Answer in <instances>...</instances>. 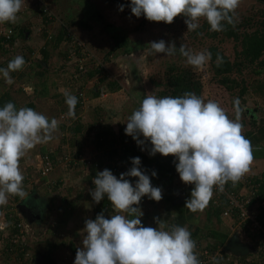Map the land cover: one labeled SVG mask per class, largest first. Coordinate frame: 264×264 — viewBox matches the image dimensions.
I'll return each instance as SVG.
<instances>
[{
	"label": "rangeland",
	"instance_id": "obj_1",
	"mask_svg": "<svg viewBox=\"0 0 264 264\" xmlns=\"http://www.w3.org/2000/svg\"><path fill=\"white\" fill-rule=\"evenodd\" d=\"M120 5H124L123 11L119 10ZM129 5L130 0H50V6L55 13L56 20L54 22H48L44 20L43 15L32 0H25L21 11L18 13L17 21L14 24H4L14 28L12 42L0 44V47L3 46L5 49L8 47L13 51L7 58L8 61H6L7 59L4 60L6 65L16 56H22L25 60V64L22 70L10 73L13 81L11 84L6 83L2 75L0 76V95L9 92L11 95L15 96V99L19 102V106L21 107H24L28 99H34L36 102L34 110L40 113V111H44V109H48L50 106H57V99L60 96L64 97L65 93L76 96L79 101L84 100L85 97L92 95L94 85L99 86V91H101L103 84L114 82L115 80L119 82L123 89V98L121 99V96H119L123 102L121 107L129 109L133 108L135 104L133 100H131L133 97L138 100L147 95H155L158 97V92L162 88V82L167 69L171 66H179L191 70L193 77L201 82V99L207 102L210 100L208 84L216 77L212 62L208 61L202 68H194L186 63L185 57L180 55L178 51L179 46L183 44L193 53L209 52L211 46H216L231 62L242 60L241 56L237 54L242 48L241 43L220 32H218L216 36H210L212 31L209 30L210 27L205 25L206 21L203 18H201L199 22V28L194 31H188L184 22L185 17L183 16L175 17L174 22L171 24L153 22L147 20L143 15L140 17L134 16L131 13ZM263 19L264 0H241L239 7L236 9L235 17V23L239 24L238 31L241 35H243L244 32H253L258 28V24ZM62 24L63 27L72 31L76 35V38L88 48L91 56L80 63L79 61L65 63L66 60L63 53L66 52L68 43L63 40L57 46L49 45L52 55H50L48 60L49 66H47V73L42 77H38L35 75V72L41 69L37 67V58L39 56L38 49L43 43L42 40L46 38L44 34H49L48 32H50L53 34V37H55ZM19 29H23L25 35H23L22 32L20 33ZM115 34L123 35L128 40V45L136 46L135 49L127 55L122 53L121 50L123 47L111 51L114 47ZM26 36H28V38ZM161 39L166 43H175L177 46L175 55L168 56L162 53H152L149 42L159 41ZM34 52H36L35 56ZM3 53L4 52H1L0 57ZM92 54L94 57H92ZM80 64H83L81 66L84 69L77 67ZM100 65L105 66V68L99 67ZM257 65L258 61L253 63V65H248L246 61H243L240 65V69L237 71L234 70L230 74L231 78H234L238 82V85L229 91L231 100L237 99L236 97L239 96V89L242 84L252 89L251 85L256 81L257 77L264 79V71L258 76L253 73ZM76 67L78 68L77 71L82 70L80 76H82L85 71L87 73L95 71L93 73V78L86 79L84 87L81 81L71 77V74H74V76L78 75V73L76 74ZM258 67H260V65H258ZM55 72H58L60 76L63 74L62 78L64 82L65 80L68 81L67 76L70 74L69 88L67 89L64 87L62 91L55 90L59 94V97L52 95L54 91L53 84L57 82L55 79ZM86 72L84 74H86ZM32 84L35 86L37 85V90H35L36 93L34 92V86ZM43 85L48 89L47 96L45 97L39 95V92H42ZM15 92L19 93L18 97ZM213 93L215 92L213 91ZM27 94L31 96L27 97ZM215 94L219 95V93ZM245 95L250 97L244 106L250 112L249 116H255L256 119L260 121L261 118H264V101L256 96H249L248 92L247 94L245 93ZM106 101L108 102V100ZM102 102L104 103V101ZM83 105L85 104H81V106ZM85 106H87V104ZM105 106H107V104ZM85 109L86 112H83L85 114L81 119L86 121L91 120L89 117L92 115L95 119L94 121L99 120L102 112L101 107L96 106L91 108V106H87ZM124 112L125 111L121 110L122 114H124ZM77 113H75V115ZM226 114L230 119H234V107L232 106L228 109ZM242 121L243 134L246 130L251 128V125L248 121V117L244 114H241V122ZM73 123L74 122L69 126L71 127ZM64 126H66V124H64ZM55 133L56 132L53 133V139H51L50 143L52 147L58 148L57 144L61 140L59 139L58 132ZM60 151L61 153L59 155H62L63 151L67 152V148H65V150L61 149ZM86 159L87 158H85V160ZM75 167L77 169L73 166L69 171L70 180L68 181H70V184L65 183V185H61V187L54 184L51 188H47L43 185L46 177L41 178L40 173L37 172L36 169H34L36 170L35 172L34 170L30 172V174L34 175L35 179L31 176L32 181L29 184L30 188L28 191H31L32 185L36 191L39 190L38 192L46 196H42L45 198L42 199L44 219L39 224H35V226L33 224L27 225L20 218L17 223H20V226L18 225L15 227V219L9 220V217L14 214L17 215L16 210V212L13 211L12 214V210L8 209L5 218L2 217L0 213V226L5 228L6 224L8 228L0 234V264H4L7 258L11 259L8 260V264H33L31 259L30 262L27 260L30 254L35 253V251L43 253L50 251L57 264H73L76 253L72 251V247L74 246L76 250L82 247V240L84 237H81L80 230L82 229L81 227L84 226L85 221H83L84 217H81L82 220L78 219V224H71V204L74 202L77 204L81 200V206L75 207V211H80L82 214L84 213L86 216L85 220L95 219L97 214H99L97 203L93 202L89 191L94 188V184L88 186V184H86L87 181H85L79 173L83 172L81 167ZM258 167L259 170L262 168L260 166ZM61 170H58V172H62ZM153 186L160 187L161 190L164 188V185L158 180L155 181ZM186 187L179 183L174 191V198H177L180 203L181 199H179V197L182 198L183 190L189 196L185 199L186 202V200L190 198L191 189L194 186L188 184ZM166 188L169 187L166 186ZM163 191L162 198H165L166 193H163ZM17 202L18 200L16 201L9 198L5 209L11 206L15 208L14 206ZM141 202L140 209L143 212V219L147 227H156L154 218L161 219L166 225V229L169 227V223H171V226H184L191 232L192 238L201 249L203 247L207 248V246H214L218 241L223 242L222 245H218L222 249L225 242L237 228V224L231 219L214 215L213 209L209 207V205L203 212L193 213L183 204L184 211L186 212L185 221L173 224L172 217H166L163 214L168 212L165 211L166 208L170 205L173 206L175 201H172V204L168 200L165 202L162 200L157 202L145 196L142 198ZM165 218H171V221ZM21 234L24 235L23 238H18L17 235L21 236ZM241 234L244 240L252 242L257 249V252L246 256V258L254 262H263L264 260L262 257L256 256L259 253V248L254 240L255 237L252 238L247 232L244 234L241 232ZM26 247L25 256L23 259H19L17 253L20 252L19 250ZM225 260L227 261L228 258ZM221 263L224 264L225 261Z\"/></svg>",
	"mask_w": 264,
	"mask_h": 264
},
{
	"label": "clouds",
	"instance_id": "obj_2",
	"mask_svg": "<svg viewBox=\"0 0 264 264\" xmlns=\"http://www.w3.org/2000/svg\"><path fill=\"white\" fill-rule=\"evenodd\" d=\"M241 0H130L131 13L143 15L153 22L171 24L177 16L185 17L188 31L200 27L203 18L210 31L224 30L225 23L234 25L236 9ZM25 0H0V24L15 23ZM124 5L119 6L123 11ZM152 53L175 55L174 42L163 39L149 42ZM186 63L202 68L211 60V53H193L185 45L178 48ZM223 63L217 55V66ZM25 60L16 56L0 75L11 84V72L23 69ZM67 116L75 118L76 96L65 93ZM235 118L230 119L215 101L205 102L192 92L181 96L147 95L138 109L128 117L124 129L138 145L150 142V155L159 153L176 158L180 180L191 184L190 198L185 207L195 213L208 206L213 190H224L231 182L235 186L250 170L254 159L251 141L242 134L239 99L234 100ZM59 122L29 107L19 109L12 102L0 107V206L9 196L21 200L29 194L23 188L24 176L20 161L37 144L53 138ZM143 137V139H140ZM143 150V149H142ZM132 167L117 178L109 169L99 171L93 178L90 195L95 203L105 197L116 214L105 218L103 212L84 222L85 236L77 248L74 264H201L196 254V242L184 226L166 225L154 218L156 227H145L139 205L143 197L162 199L160 187H154L140 169V158H131ZM155 171L152 176H155ZM138 178L133 185L125 177ZM131 217V218H129ZM24 221V220H23ZM213 264L218 261L213 258Z\"/></svg>",
	"mask_w": 264,
	"mask_h": 264
},
{
	"label": "trees",
	"instance_id": "obj_3",
	"mask_svg": "<svg viewBox=\"0 0 264 264\" xmlns=\"http://www.w3.org/2000/svg\"><path fill=\"white\" fill-rule=\"evenodd\" d=\"M205 25L207 27H210L207 22H205ZM66 29L67 28L63 27V24H62V26H60L58 34L55 37H53V34H52L50 39L47 38L48 40L44 44L45 48L42 50L43 57H44L42 61L44 62V64L43 62L42 63L37 62V67L41 68L42 70L40 69L39 71H36L35 72L36 76L42 77L45 73H47L46 66L44 65L45 64L47 65L48 59L50 57L49 53L47 52L49 50L48 49L49 45L57 46L63 40H65V42L68 43L66 52L63 53V56L66 60L65 63L66 62L72 63L75 61H79L77 57L79 55L78 47L71 46V39L67 40V38L65 37ZM238 29H239V24L237 23H235L234 25H229L225 23L224 30L220 31V33L224 34L227 37H232L234 40H237L241 43L242 48L240 51L237 52V54L241 56L242 60L238 62L237 61L231 62L229 58L222 51L217 49L216 46H211L209 49V52L211 53L210 61L212 62L213 70L216 75V77L208 84L210 100L217 102L219 106L224 109L225 112H227V110L230 109L232 106L234 107V103H233L234 100L230 99L229 91H231L233 88H235L238 85V82L234 78H231L230 74L234 70L236 71L239 70L240 65L243 61H246V64L248 65H253V63L258 61V65H260V67H258L257 65V68L253 70V73L256 74L257 76L261 75L262 72L264 71V57H263L264 56V19L261 20V22L258 24V28H256L251 33L244 32L243 35H241ZM19 31L20 33L22 32V34L25 35L23 33V29L22 30L19 29ZM217 33L218 32L212 31L210 33V36H216ZM73 35L76 37L74 33ZM47 36L48 34L46 33V37ZM122 47H123V49L121 50L122 53L127 55V54H130L135 49L136 46L128 45V40L123 35L115 34L114 35V47L111 51L113 50L115 51V49H119ZM218 54L223 60V63L220 64L219 66H217V55ZM77 67H76V74L78 73V75L74 76V74H71V77H73L74 79H78L79 81H81V83L82 82L86 83V79H91L93 77L94 75L93 73L95 71L88 72V73L85 71L86 74H84L85 73L84 72L83 75L80 76V71H77L78 70ZM68 81H70V74L68 76ZM113 83L114 82H111L109 84V88L111 90L114 89ZM36 86L34 85L35 90H37ZM45 87L46 86L43 85L42 92H47V89ZM94 88L96 90L94 89L92 90L93 95L94 96L99 95V86L95 85ZM251 88H252V91H254L255 93H260V92L264 93V79L257 77L256 81L251 85ZM247 89L249 88L242 84L239 89V96L236 97L237 99H239L240 107L243 109L241 114H244L246 117H248V121L251 125V128L246 130L243 133V135L245 136V138L251 141L253 155H258V156L264 155V118H261V120L258 121L254 116L251 117L249 116L248 112L246 113V108L244 107L246 104L244 96H245V93L247 94V92L249 91ZM213 91L215 93H219V95L213 93ZM42 92H39V94H41ZM185 92H192L201 98L202 97L201 82L195 79L193 77L191 70L187 68H183L179 66L169 67L165 73L164 80L162 82V88L158 92V97H164V96L176 97V96L183 95V93ZM262 97H264L263 94H262ZM143 98L139 99L137 103L135 104L136 109L139 108L140 102L142 101ZM7 102H12L16 106L17 109L20 108L17 105V103L14 101V99L11 98L8 92L4 93L2 98H0V107H3ZM24 107L35 109V104L32 101H29L24 105ZM78 107H79V102H77V104L75 105V108H78ZM60 111L63 113L68 112V107L65 105L62 107ZM75 112H77V110H75ZM241 123H243V121ZM64 124L66 123H62L61 126H64ZM95 124L96 123L89 124V127H90L89 131L92 128H94ZM99 127L100 126H98V128ZM83 128H85L84 125L81 123H78L77 121L74 122L72 126L70 127L71 131H74L76 133H80L83 130ZM80 136H81L80 138L81 142H78L79 148L83 146L82 141L84 140V136L82 135ZM140 139H143V137H140ZM93 140H95V143L98 146V149L99 148L101 149L100 152L102 154L107 153V155L101 158V159L109 160V164H107L105 169H109L113 173V175H115L117 178L120 177L121 173L127 172L132 167L131 158L133 157L140 158L141 164L139 167L145 174L149 176L152 185L153 183H155L152 181H155V180L169 183L174 179L176 175H179L175 168V164L177 163V161L174 156L172 155L163 156L158 153H156L155 155H150L149 154V151L151 148L150 142L145 141L143 145H138L136 140H134L132 136L127 135L125 131H121V129L117 132V134H115L113 132L111 133L110 130L107 128H104V129L99 128L97 132L94 133ZM71 144L74 146V143L71 142ZM117 144H119V146H117ZM41 150L43 149L41 148ZM42 153H43L42 154L43 156L47 155L49 159L51 160V162L55 160L56 153L54 151L45 152V150H43ZM101 159H96V160L91 161L89 170H90V175L92 177H95L99 171L104 170V169H101L103 166ZM52 165H53V162H52ZM70 166L73 167V164H70ZM84 169L85 168L82 167V170ZM37 170H38L37 172L40 173L41 178L47 177V174L49 173L48 172L47 174L44 175L42 174L39 168ZM153 171H155L156 173L155 176H152ZM125 179H128L133 184V182L136 181L138 178L126 176ZM259 182H260V186H259L258 195L260 199H263L264 198V174L263 175L261 174L260 178L258 177V175H254L250 177L249 185L251 187H255L257 183ZM54 184L57 185V183H54ZM240 185H241L240 183H237L235 186H233L231 182H228L225 184V186L229 187L230 189L236 188ZM12 199L16 201L18 200L16 196L12 197ZM208 205L209 207L213 209L214 215L219 216L222 210V206L214 205L212 203V200H210ZM101 206L106 207V210L113 211V208L111 207V203L107 200L106 197L101 202ZM7 208L12 210L11 212L12 214H13V211L16 210V208H13V206L7 207ZM103 214H105V212H103ZM260 215L264 217V212H262ZM12 219H15L14 226L16 227L20 218L19 216L14 214L11 217H9V220H12ZM222 243L223 242L218 241L215 243L214 246H209V247L207 246L211 252H215L218 249L219 251H221L220 252L221 256H218V258L216 259L218 261V264H222L221 262L223 261H225L224 264H233L234 260L240 261L242 262V264H251L252 260H248L246 257L239 258V257H233V256H229L225 254L220 248V246H218L219 244L222 245ZM26 250H27V247L23 248L22 250H19L20 252L17 253V255L19 256L20 259L21 258L23 259V257L25 256ZM32 255L34 254H31V256L29 257L27 261L30 262V258L32 257ZM42 256L43 257H42L40 264H57L56 260L52 257L50 251H47L45 254H42ZM256 256L262 257V259L264 260V249L260 248L259 253ZM226 258H228L227 261L225 260ZM263 262L257 261L256 264H264Z\"/></svg>",
	"mask_w": 264,
	"mask_h": 264
},
{
	"label": "crops",
	"instance_id": "obj_4",
	"mask_svg": "<svg viewBox=\"0 0 264 264\" xmlns=\"http://www.w3.org/2000/svg\"><path fill=\"white\" fill-rule=\"evenodd\" d=\"M44 20H45V18H44ZM55 20L56 19L49 20V21L50 22H54ZM26 37H25V39H26ZM47 38L48 37H46L45 40H42L43 43L39 46V49H38L39 56L37 58V61L40 62V63L43 62L42 59L44 57H43V53H42L43 51L42 50L45 48V46H44L45 42L49 39V38L48 39ZM48 49L49 50L47 52L49 53V55H52V51L50 50V48H48ZM1 52H4V53L0 57V68H6L7 65L4 62V60H6L9 57V55L11 54V52H13V51L10 50V48H8V47H6V49H5L2 46V47H0V54H1ZM35 54H36V52H34V56H35ZM6 61H8V59ZM43 64H44V62H43ZM44 66H46V69H47L48 68L47 66H49V61H48L47 65L45 64ZM103 67L105 68V66H103ZM11 73H14V72H11ZM55 73H56L55 74V76H56L55 79L57 80V82H55L53 84L54 91L52 92L53 93L52 95L55 96V97H59V94L55 90L62 91L64 89V87H66L68 89L70 81H66L65 80V82H64V79L62 78L63 74H61L62 76H60L58 72H55ZM67 78H68V76H67ZM102 78H103V76H102ZM110 83L111 82H108V83L102 85V90L99 91V95L98 96H94L93 92H92V95H89V96L85 97L84 100L78 101L79 102V107L75 108V110H77L78 113L75 112L77 114L75 115L74 119L68 117L67 116V112L63 113V112L60 111L63 106H65V105L67 106V104L65 102V95H64V97L60 96L57 99V101H56V105L57 106H55V105L54 106H50V108L44 109V111L43 110L40 111V113L45 115L49 120L55 118L59 122L58 130L55 131V132L56 133L58 132L59 139L61 140L57 144L58 148L51 146V143H50L51 140L49 142L37 144V146H35L32 150L27 152L26 155L20 161V169H21V171L23 173V176H24L23 188H24V190L27 193L34 192L36 194V196H37V201L40 202V204H43L42 199H45L44 197H46V196L44 194H41L40 192H38L39 190L36 191L35 188L32 185H31V191H28V190L30 188L29 184L32 181L31 176L34 177V175L30 174V172L32 170H34V169H36V170L38 168L40 169L41 157L43 156L42 155L43 154L42 153L43 150H45V152L54 151L57 154V155L55 154V160L52 161L53 162L52 170L47 174V177H46L45 182L43 184V185H45V187L51 188L54 183H57V185L59 187H61V185L64 186L65 183H69L70 184V181H68V180H70V172H69L70 171V167H72V166H70V164H73L74 168H76L75 166H78L79 168L81 167V169H82V167H84L85 169L83 170V172H79V173L83 177V179H85V181H87L86 184H88V186L93 185L92 181H93L94 177H92L90 175V170H89L90 165H91V161L96 160V159H101L105 155H107V153L102 154L100 152L101 149L100 148L98 149V146L96 145L95 140H93L94 133L97 132V130L99 128H101V129L107 128V129L110 130L111 133L113 132L115 134H117V132L120 129H121V131H124V129L126 127V122L128 120V117L132 114V112L134 110H136V105L135 104L138 101V99L133 97V98H131V100H133V102L135 103L133 105V108H129V109H125L124 107L122 108L121 106H122L123 102H122L121 99L123 98L122 97L123 89H122L121 85L119 84V82L114 80V83H113L114 84V89L111 90L109 88V84ZM81 84H82L83 87L85 86V83L82 82ZM15 85H16V83H15ZM19 86H21V85H19ZM94 87H95V85H94ZM94 87H93V89L96 90ZM23 90H24V87H23ZM248 90H249L248 91V95L249 96L253 95V96H256V97H258L260 99L264 98V97H262V94L264 96V93H262V92L255 93L254 91H252V89H248ZM34 92H35V87H34ZM47 93H48V89H47V92H42L39 95L45 97V96H47ZM15 94L17 95V97L19 96V93L15 92ZM9 95L11 96L12 99H14V101L19 106L20 104L15 99V96L11 95L10 93H9ZM2 96H3V94L0 95V98H2ZM29 96H31V95L27 94V97H29ZM119 96H121V99L119 98ZM244 97H245V103H247L248 98H250V97H247V95H245ZM106 100H108V102ZM29 101H32L36 105V102H35L34 99H31V100L28 99L27 102H29ZM102 101H104V103ZM263 101H264V99H263ZM81 104H85V105L87 104V106L88 107L91 106V108H94L96 106L101 107L102 112H101V115L99 117V120L94 121L95 119L93 118L92 115H90L91 118L89 117V119H91V120L86 121L84 119H81V118H83V116L85 114L83 112H86L85 108L87 107L85 105L81 106ZM96 104H98V105H96ZM106 104H107V106H105ZM113 106H114V108H113ZM19 107L21 108V106H19ZM121 110L125 111L124 114L121 113ZM258 110H260V109H258ZM249 113L250 112H248V114ZM251 113H254V112H251ZM87 116H88V114H87ZM95 117H97V116H95ZM75 121H77L78 123L83 124L84 127H85V128H83V130L80 133H76L74 131H71V129H70L69 125L72 122H75ZM62 123H66V126L65 127L61 126ZM91 123H96V124L94 125V128H92L89 131V129H90L89 124H91ZM98 126H100V127L98 128ZM80 135L84 136V140L82 141V143H83L82 145L83 146L81 148L78 147V142H81V139H80L81 136ZM54 140H55V137H54ZM71 142L74 143V146L71 144ZM117 146H119V144H117ZM41 148L43 150H41ZM65 148H67V152L63 151V154L59 155L61 153L60 150L61 149L65 150ZM253 156H254V159H253V162H252V165H251V170L245 176H249V178H250V177H252L254 175H258V177L260 178L261 174L262 175L264 174V155H259V156L258 155H253ZM85 158H87V159L85 160ZM101 161H102V165H103L101 169H105L107 164H109V160L108 159L107 160L106 159H101ZM262 164H263V166H262ZM258 166H260L262 168H260V170H259ZM61 169H63V170H61ZM36 170H34V172ZM58 170H61L62 172L59 173ZM91 172H92V170H91ZM34 179H35V177H34ZM155 181H157V180H155ZM155 181H152V182H155ZM135 182L136 181L133 182V185L135 184ZM179 183H181L182 186H184V187H186L188 185V184L183 183L180 180L179 175H176L174 177V179L171 182H169V183H165V182L161 181V184L164 185V188H162V191L165 189L164 190L165 192L163 191V193H166L165 194L166 197L164 196L165 198H162L161 200L164 201V202L168 200L169 202H171V204H172V201H175V203H173V206L170 205L169 207L166 208L165 211H168V212H166V214H163L166 217L167 216H171L172 219H173V224L181 223L180 221H185V218H186L185 217V213L186 212L184 211L183 206L185 205V199L188 198L189 196L183 190L182 198L179 197V199H181V203H180V201L177 198H174V196H175L174 195V191L176 190L177 185H179ZM167 185H168V187L170 189L166 188ZM251 189H253V187L249 188V190H251ZM178 190H179V188H178ZM258 191H259V188H258ZM43 195H44V197H42ZM12 197H15V196H9V198H12ZM16 197L18 198V202L22 201L18 196H16ZM27 197H30V193H29V195ZM102 201L103 200H101L99 203H97V208L99 210V213L100 212H105V214H104L105 218H110V216L116 214L114 212V210L113 211L106 210V207H102L101 206V202ZM70 203H72V202H70ZM141 204H142V202H141ZM5 206H7V205H5ZM5 206H0V213L2 214V217H4V218H5L6 212L9 209V208L5 209ZM79 206H81V200H80L79 203L76 204L74 202L70 206V221H72L71 224L72 223L78 224V219H81V217H84L83 221H85V217H86L85 214L84 213L83 214L80 213V211H75V207H79ZM111 207H112V205H111ZM139 207H141V205H139ZM78 209H80V208H78ZM17 215H18V213H17ZM79 215H81V216H79ZM129 218H131V217H129ZM143 218H144V215H142L140 217V219L142 221V224H143V226L147 227ZM165 219H168V218H165ZM170 219H168V221ZM2 227L0 226V234L3 233L5 231V229L6 230L8 229L6 227V224H5V228L4 227L2 228ZM81 228L82 229L80 230V233H81L80 235H81V237L82 236L84 237V233H85V231L83 229L84 226L81 227ZM170 228H171V223H169V227L166 230H169ZM72 251L74 253H76V251H77L74 246L72 247ZM33 254L34 255L31 258H33L34 256H36L38 254L41 255V257L39 259H37V260L32 259V263L40 264L41 260H42V257H43L42 254H45V253L36 252L35 251V253H33ZM30 256H31V254H30ZM8 260H11V259L7 258L5 260L6 262H4V264H8V262H9ZM73 264H74V262H73Z\"/></svg>",
	"mask_w": 264,
	"mask_h": 264
},
{
	"label": "built area",
	"instance_id": "obj_5",
	"mask_svg": "<svg viewBox=\"0 0 264 264\" xmlns=\"http://www.w3.org/2000/svg\"><path fill=\"white\" fill-rule=\"evenodd\" d=\"M32 1L34 5L38 7V10L46 21L55 19V13L51 9L50 0ZM48 33L47 37L50 39L52 33ZM13 35L14 28L12 26L0 24V44H8L12 42ZM65 37L67 40L71 39V46L78 47L79 55L77 57L79 62L90 58L91 53L88 51V48L79 41L70 30L66 29ZM81 65L83 64H80L79 68L84 69ZM99 67H103V65H100ZM80 72H82V70H80ZM52 167L53 165L49 157L47 155L42 156L40 164L42 174L45 175L50 172ZM238 183L241 185L232 189L224 185L223 191L214 188L213 196L211 198L212 203L216 206H222L221 213L219 214L220 217L234 221L243 234L247 232L252 238L255 237L254 240L258 244L257 246L259 249H264V217L260 215L264 212V198L260 199L258 195L260 182L251 190H249V188H251L249 185V176H244ZM18 225L20 226V223L17 224V226ZM23 236V234H21V236L17 235L18 238H23ZM195 251L201 264H212L213 258L217 259L218 256H221L219 249L215 252H211L208 247H203L201 249L198 244H196ZM233 264H242V262L234 260ZM251 264H256V262L251 261Z\"/></svg>",
	"mask_w": 264,
	"mask_h": 264
},
{
	"label": "water",
	"instance_id": "obj_6",
	"mask_svg": "<svg viewBox=\"0 0 264 264\" xmlns=\"http://www.w3.org/2000/svg\"><path fill=\"white\" fill-rule=\"evenodd\" d=\"M247 112L249 111L246 109V113ZM28 198L29 197H26L21 202L17 203L15 208L17 210L18 216L28 225H31L34 220L28 218V213L31 212L33 208L27 204ZM39 217L40 216H36V218ZM222 251L229 256L241 258L254 254L257 252V249L252 242L243 239L240 229L237 228L223 245ZM37 256L38 255L31 258V260L37 259Z\"/></svg>",
	"mask_w": 264,
	"mask_h": 264
},
{
	"label": "flooded vegetation",
	"instance_id": "obj_7",
	"mask_svg": "<svg viewBox=\"0 0 264 264\" xmlns=\"http://www.w3.org/2000/svg\"><path fill=\"white\" fill-rule=\"evenodd\" d=\"M30 193V197L27 201V204L32 207L33 209L31 210V212L28 213V218L31 220H34L31 225H35V224H39L40 222H42V220L44 219V212H43V207L42 204H40V202L37 201V196L34 192H29ZM28 193V194H29ZM19 203V202H18ZM17 204V203H16ZM15 204V206H16ZM36 216H40L39 218H36ZM25 222V221H24ZM26 223V222H25ZM27 224V223H26ZM28 225V224H27ZM36 226V225H35ZM41 257V255L38 254L37 259H39ZM35 259V260H37Z\"/></svg>",
	"mask_w": 264,
	"mask_h": 264
}]
</instances>
